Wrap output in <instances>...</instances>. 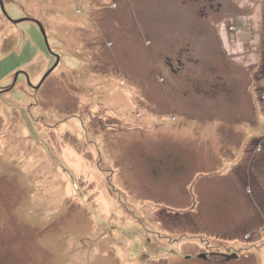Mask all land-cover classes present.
I'll list each match as a JSON object with an SVG mask.
<instances>
[{"label":"rangeland","instance_id":"1","mask_svg":"<svg viewBox=\"0 0 264 264\" xmlns=\"http://www.w3.org/2000/svg\"><path fill=\"white\" fill-rule=\"evenodd\" d=\"M1 3L0 264H264V0Z\"/></svg>","mask_w":264,"mask_h":264},{"label":"water","instance_id":"2","mask_svg":"<svg viewBox=\"0 0 264 264\" xmlns=\"http://www.w3.org/2000/svg\"><path fill=\"white\" fill-rule=\"evenodd\" d=\"M0 5H1V9H2V11H3V13H5V11H4V9H3V6H2V3H1V0H0ZM23 18H19V19H14V20H12L13 22H18V21H21ZM43 30V29H42ZM55 65V64H54ZM51 70V69H50ZM49 70V71H50ZM49 71H47V73L49 72ZM46 73V74H47ZM45 74V75H46ZM16 76H17V72L15 73V75H14V79L16 78ZM199 256L200 257H205V255L204 254H199ZM236 256V254L235 253H231V254H229V255H226L225 256V258L226 259H229V258H231V257H235Z\"/></svg>","mask_w":264,"mask_h":264},{"label":"crops","instance_id":"3","mask_svg":"<svg viewBox=\"0 0 264 264\" xmlns=\"http://www.w3.org/2000/svg\"><path fill=\"white\" fill-rule=\"evenodd\" d=\"M160 148V147H159ZM205 153H206V150H203ZM202 151V153H204ZM243 151V148H241V152ZM226 159V158H225ZM224 159V160H225ZM204 160V159H203ZM223 160V161H224ZM224 162H226V160L224 161ZM185 165V168H184V172H185V174H188V173H190L191 171H192V169L191 170H189V164H188V162L186 163V164H184ZM161 173V172H160ZM246 173H248V172H246ZM184 177H188V175H186V176H184ZM242 192H243V190H241V189H239V194H238V196H241V194H242ZM243 194H244V192H243ZM263 217V219H264V215L262 216ZM244 222H245V219H244Z\"/></svg>","mask_w":264,"mask_h":264},{"label":"flooded vegetation","instance_id":"4","mask_svg":"<svg viewBox=\"0 0 264 264\" xmlns=\"http://www.w3.org/2000/svg\"><path fill=\"white\" fill-rule=\"evenodd\" d=\"M19 74H20V73H19ZM19 74H18V75H19ZM21 74H22V73H21Z\"/></svg>","mask_w":264,"mask_h":264}]
</instances>
